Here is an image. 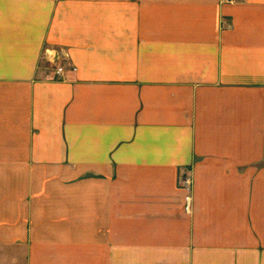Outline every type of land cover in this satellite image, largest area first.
I'll return each mask as SVG.
<instances>
[{"label":"crops","instance_id":"crops-1","mask_svg":"<svg viewBox=\"0 0 264 264\" xmlns=\"http://www.w3.org/2000/svg\"><path fill=\"white\" fill-rule=\"evenodd\" d=\"M231 1L0 0V255L264 264V0Z\"/></svg>","mask_w":264,"mask_h":264},{"label":"rangeland","instance_id":"rangeland-1","mask_svg":"<svg viewBox=\"0 0 264 264\" xmlns=\"http://www.w3.org/2000/svg\"><path fill=\"white\" fill-rule=\"evenodd\" d=\"M45 56L47 58V60L52 63V64H56L57 65V61L60 59V55L56 52L54 53V51L52 50H46L45 51ZM44 66H46V64L44 63ZM59 68H62V67H59ZM63 69V68H62ZM63 72V71H62ZM186 178H183L181 180V188L183 189V191L186 193V196H185V211L187 213H190L191 209H192V197H191V192H188L185 190L186 188V184L185 183V180ZM187 179L189 180V182L191 183V180L190 178L187 177ZM192 185V183H191ZM192 190V186H191V189ZM188 196H190V206H189V209L186 210V201H187V198ZM13 264V261H12V258H11V255L8 254V251H1V255H0V264Z\"/></svg>","mask_w":264,"mask_h":264},{"label":"built area","instance_id":"built-area-1","mask_svg":"<svg viewBox=\"0 0 264 264\" xmlns=\"http://www.w3.org/2000/svg\"><path fill=\"white\" fill-rule=\"evenodd\" d=\"M230 2H232L231 0H229ZM62 71H63V69L62 68H58V70H57V73L58 74H61L62 73ZM185 183L184 184H186V188H185V190L188 192V194H189V192H191V183L189 182V180L186 178L185 180ZM189 206H190V196H188V198H187V201H186V210L187 209H189Z\"/></svg>","mask_w":264,"mask_h":264}]
</instances>
